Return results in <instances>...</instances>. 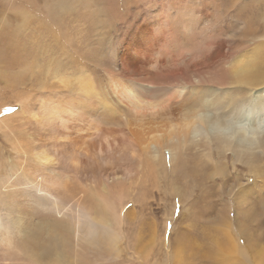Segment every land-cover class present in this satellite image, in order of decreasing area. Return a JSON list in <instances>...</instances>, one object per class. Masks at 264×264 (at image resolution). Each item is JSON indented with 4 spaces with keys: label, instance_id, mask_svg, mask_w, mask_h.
Here are the masks:
<instances>
[{
    "label": "bare ground",
    "instance_id": "obj_1",
    "mask_svg": "<svg viewBox=\"0 0 264 264\" xmlns=\"http://www.w3.org/2000/svg\"><path fill=\"white\" fill-rule=\"evenodd\" d=\"M61 25L58 23L57 27ZM173 32L165 33V44L177 41ZM66 35L63 37L68 47L56 41L59 45L55 49L67 56L61 63L56 61L57 65L54 62V69L47 71L34 65L26 74H20L21 78H14L17 82L13 87L23 89L17 92L18 96L28 93L35 96V102L22 99L17 104V111L21 112L0 118V124L8 123L2 124L0 130L12 138L10 146L15 157L6 163L0 150V246L5 257L2 264H45L42 245L50 246L43 251L48 256L54 253L51 258L57 264L69 257L71 263L82 262L79 258L89 244L112 248L131 239L127 232L129 216L152 209L155 199L165 197V188L172 184L180 183L187 189L197 187L207 167L191 151L195 146L188 145L193 134L213 127L219 114V97L215 98L218 80L207 69L212 68L204 58L192 54L185 57L151 46L134 47L123 55L122 41H118L115 50L103 48L106 42L116 41L114 34L78 32L74 35L75 44V39ZM94 45L98 49H93ZM77 46L78 51L74 49ZM263 46L264 43L255 48V54L262 52L263 59L258 60L259 54L249 63L234 64V70L229 71L226 84L236 86L237 97L246 91L249 96L264 99ZM42 51L33 50L29 57L24 54L22 63H45L47 57ZM220 52L223 53L222 48ZM227 53L218 57L228 56ZM8 63L14 65L10 59ZM69 69L71 75H78L77 80L69 77ZM90 71L94 73L92 78L86 76ZM208 73L212 75L209 80L204 77ZM237 97L232 99L235 112L243 110L241 106L245 104ZM16 118L19 123L9 122ZM101 120L107 123H100ZM29 134L30 141H37L36 156L22 144ZM220 143L218 136L210 138L204 147L209 158H213ZM130 203L140 210L126 208ZM14 214L7 222L6 216ZM196 215L195 212L191 219ZM138 237L137 234L135 238ZM12 248L24 262L10 256Z\"/></svg>",
    "mask_w": 264,
    "mask_h": 264
},
{
    "label": "rangeland",
    "instance_id": "obj_2",
    "mask_svg": "<svg viewBox=\"0 0 264 264\" xmlns=\"http://www.w3.org/2000/svg\"><path fill=\"white\" fill-rule=\"evenodd\" d=\"M58 23H62V29L57 27ZM170 30L174 31L177 40L174 45L169 41L164 43L165 33ZM78 32L116 35V41L106 42L103 48L115 50L118 41H122L123 55L134 47L149 46L173 50L185 57L201 56L210 64L212 69H207L218 80L215 98L219 97L215 127L199 130L188 143L189 147L195 146L191 151L198 161L207 166L197 187L187 189L180 183L166 187V196L155 199L150 206L152 209L127 218L131 239L121 241L115 248L89 244L83 248L79 258L82 262L78 264H264V99L249 96L246 91L237 97L236 86L226 84L234 64L249 63L260 54L257 51L255 54V48L264 43V0H0V118L21 112L17 111V104L22 99L31 98V102H35V96L28 93L18 96L21 86L17 90L13 87L17 82L14 78H21L34 65L47 71L54 69L56 61L61 63L67 56L55 49L59 45L56 41L60 46L68 47L63 36L72 33V36H66L77 39L74 35ZM79 47L74 49L78 51ZM92 48L98 49L96 45ZM220 48L223 53L228 52V56L218 57L223 54L219 53ZM33 50H43L47 57L45 63H22L23 55L29 57ZM261 58L262 52L258 60ZM9 59L14 65L8 63ZM71 72L69 69V77L77 80L78 75H71ZM86 76L92 78L94 73L90 71ZM211 76L204 74L207 80ZM234 97L245 100L241 112L233 110ZM19 120L9 122L17 124ZM100 123L107 122L101 120ZM213 135L218 136L221 143L211 159L204 147ZM26 137L22 144L36 156L37 141H30V134ZM12 141L0 130V150L6 163L15 158L10 146ZM169 153L166 150V155L170 156ZM116 188L117 191L121 189ZM208 193L214 194L207 197ZM132 205L127 204L126 208L140 210ZM195 212L197 215L193 220L191 216ZM12 216L15 214L7 215L6 221ZM137 234L139 237L135 238ZM182 234H187V238L173 239ZM48 247L42 245L43 262L57 264L51 258L54 253L48 256L43 251ZM17 254L12 248L10 256L17 262H24ZM3 255L0 246V264L4 261ZM74 263L69 257L62 264Z\"/></svg>",
    "mask_w": 264,
    "mask_h": 264
},
{
    "label": "snow or ice",
    "instance_id": "obj_3",
    "mask_svg": "<svg viewBox=\"0 0 264 264\" xmlns=\"http://www.w3.org/2000/svg\"><path fill=\"white\" fill-rule=\"evenodd\" d=\"M177 215H179V205H177ZM171 227V225H169Z\"/></svg>",
    "mask_w": 264,
    "mask_h": 264
}]
</instances>
